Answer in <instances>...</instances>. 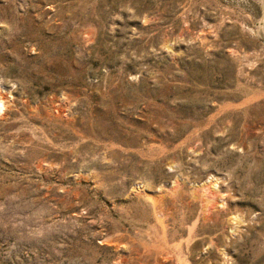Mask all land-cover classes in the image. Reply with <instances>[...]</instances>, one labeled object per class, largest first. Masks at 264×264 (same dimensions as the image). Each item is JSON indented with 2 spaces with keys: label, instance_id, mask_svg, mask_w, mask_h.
Returning a JSON list of instances; mask_svg holds the SVG:
<instances>
[{
  "label": "rangeland",
  "instance_id": "1",
  "mask_svg": "<svg viewBox=\"0 0 264 264\" xmlns=\"http://www.w3.org/2000/svg\"><path fill=\"white\" fill-rule=\"evenodd\" d=\"M0 264H264V0H0Z\"/></svg>",
  "mask_w": 264,
  "mask_h": 264
}]
</instances>
